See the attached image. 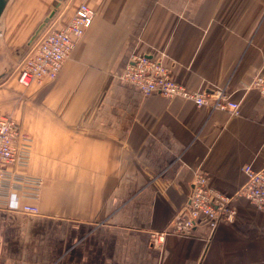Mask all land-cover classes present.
<instances>
[{
  "label": "crops",
  "instance_id": "crops-1",
  "mask_svg": "<svg viewBox=\"0 0 264 264\" xmlns=\"http://www.w3.org/2000/svg\"><path fill=\"white\" fill-rule=\"evenodd\" d=\"M61 2L52 28L69 21L79 0ZM87 4L92 24L56 80L32 88L16 111L31 139L23 172L41 179L39 214L20 212L17 192L0 207V264H264V213L244 199L235 200L232 223L167 235L159 250L150 239L186 205L196 171L233 196L245 165L264 167V96L251 88L264 75V0ZM54 8L53 0L6 4V83H15L22 52ZM161 53L174 80L225 89L238 115L145 96L121 79L132 55Z\"/></svg>",
  "mask_w": 264,
  "mask_h": 264
},
{
  "label": "built area",
  "instance_id": "built-area-1",
  "mask_svg": "<svg viewBox=\"0 0 264 264\" xmlns=\"http://www.w3.org/2000/svg\"><path fill=\"white\" fill-rule=\"evenodd\" d=\"M94 18L87 0H79L74 14L61 28L44 27L28 47L17 72V82L24 87H41L54 82L78 40L90 28ZM46 28V29H45ZM165 55L134 54L125 66L121 79L136 86L145 96L157 94L166 99H181L210 111L232 116L239 113V104L232 101L225 89L190 90L173 79L164 64ZM251 88L264 96V75L254 77ZM31 139L10 116L0 113V207L12 193H19V211L39 214L41 179L23 172L30 161ZM244 185L233 196H226L209 186L202 170L194 173L186 205L172 219L168 231L154 234L159 246L167 235L190 236L199 226L214 230L221 223H232L236 216L234 202L245 201L264 213V167L242 168Z\"/></svg>",
  "mask_w": 264,
  "mask_h": 264
},
{
  "label": "rangeland",
  "instance_id": "rangeland-1",
  "mask_svg": "<svg viewBox=\"0 0 264 264\" xmlns=\"http://www.w3.org/2000/svg\"><path fill=\"white\" fill-rule=\"evenodd\" d=\"M65 0H62V2L61 3H63ZM59 1L58 0H53V4H57ZM59 6H60V4H59ZM59 8V7H58ZM56 9L55 10V12H54V15H53V17L50 19V21L51 20H53V18H55V15H56V13H57V10H59V9ZM53 11V10H52ZM49 16V15H48ZM50 21H49V23L46 25L47 27H49V25H50ZM45 26V27H46ZM46 27V28H47ZM45 28V29H46ZM44 29V28H43ZM42 29V30H43ZM42 32V31H41ZM40 32V33H41ZM39 33V34H40ZM39 36V35H38ZM30 41V40H29ZM29 43V42H28ZM28 47L29 46H27L26 47V49L22 52L23 54H22V57L20 58V61H19V63H18V65L15 67L16 68V73L18 72V70H19V67H20V65H21V63H22V61H23V59H24V56L26 55V53H27V50H28ZM167 66V65H166ZM168 67V66H167ZM169 68V67H168ZM171 72V71H170ZM17 75V74H16ZM172 75V74H171ZM17 77V76H16ZM7 80H9V78H8V75L6 74V75H3L2 77H0V113L1 114H5V115H8V116H10V117H12L13 119L15 118V119H17L16 117V111H17V109H19V106H20V104H21V102L23 101H25V100H28L29 98H25V97H27V95H29V92H30V90L32 89V88H35L34 86H31V87H24V86H22V85H20L18 82H16L17 81V79H16V81H15V83H10V82H8V83H6L7 82ZM42 87V86H41ZM5 91H7V92H9V93H12V94H14V98L13 99H11V100H9V101H5V97H4V95H3V93L5 92ZM29 97V96H28ZM24 98V99H23ZM22 100V101H21ZM19 111V110H18ZM18 122L19 123H21L20 122V120H18ZM172 221V220H171ZM170 224H171V222H170ZM166 231H168V230H166ZM162 232H164V231H154V232H151L150 233V239H151V244H152V248L153 249H157V250H159V248L162 246V244L163 243H161L159 246H157L158 244L157 243H155L156 242V238H154L153 237V235L154 234H158V233H162Z\"/></svg>",
  "mask_w": 264,
  "mask_h": 264
},
{
  "label": "water",
  "instance_id": "water-1",
  "mask_svg": "<svg viewBox=\"0 0 264 264\" xmlns=\"http://www.w3.org/2000/svg\"><path fill=\"white\" fill-rule=\"evenodd\" d=\"M9 0H0V16L6 6V4L8 3ZM59 2L56 4V7L54 8V10L49 14L48 17H46L43 21V23L39 26V28L37 29V31L34 33V35L31 37L28 46L31 44V42L36 38V36L38 35V33L49 23L50 19L53 17L55 10L57 9L60 1L62 0H58Z\"/></svg>",
  "mask_w": 264,
  "mask_h": 264
},
{
  "label": "bare ground",
  "instance_id": "bare-ground-1",
  "mask_svg": "<svg viewBox=\"0 0 264 264\" xmlns=\"http://www.w3.org/2000/svg\"><path fill=\"white\" fill-rule=\"evenodd\" d=\"M55 7H56V5H55Z\"/></svg>",
  "mask_w": 264,
  "mask_h": 264
}]
</instances>
